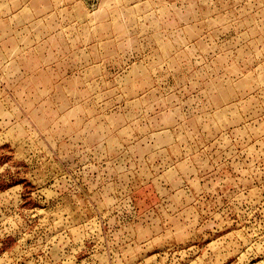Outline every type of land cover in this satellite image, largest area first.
Wrapping results in <instances>:
<instances>
[{"label": "rangeland", "instance_id": "1", "mask_svg": "<svg viewBox=\"0 0 264 264\" xmlns=\"http://www.w3.org/2000/svg\"><path fill=\"white\" fill-rule=\"evenodd\" d=\"M0 264H264V0H0Z\"/></svg>", "mask_w": 264, "mask_h": 264}]
</instances>
